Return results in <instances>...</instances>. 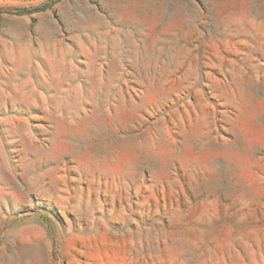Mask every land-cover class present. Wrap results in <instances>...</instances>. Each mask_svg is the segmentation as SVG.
<instances>
[{"label":"rangeland","instance_id":"374dc122","mask_svg":"<svg viewBox=\"0 0 264 264\" xmlns=\"http://www.w3.org/2000/svg\"><path fill=\"white\" fill-rule=\"evenodd\" d=\"M0 264H264V0H0Z\"/></svg>","mask_w":264,"mask_h":264}]
</instances>
